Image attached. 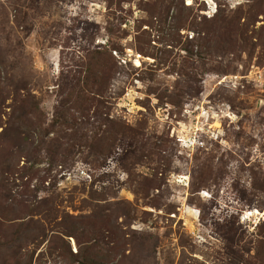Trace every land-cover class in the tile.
I'll list each match as a JSON object with an SVG mask.
<instances>
[{"label": "rangeland", "instance_id": "obj_1", "mask_svg": "<svg viewBox=\"0 0 264 264\" xmlns=\"http://www.w3.org/2000/svg\"><path fill=\"white\" fill-rule=\"evenodd\" d=\"M0 264H264V0H0Z\"/></svg>", "mask_w": 264, "mask_h": 264}, {"label": "bare ground", "instance_id": "obj_2", "mask_svg": "<svg viewBox=\"0 0 264 264\" xmlns=\"http://www.w3.org/2000/svg\"><path fill=\"white\" fill-rule=\"evenodd\" d=\"M250 213V212H249Z\"/></svg>", "mask_w": 264, "mask_h": 264}]
</instances>
